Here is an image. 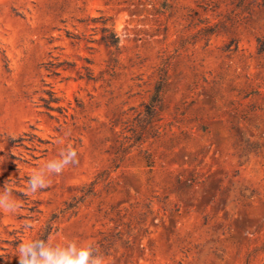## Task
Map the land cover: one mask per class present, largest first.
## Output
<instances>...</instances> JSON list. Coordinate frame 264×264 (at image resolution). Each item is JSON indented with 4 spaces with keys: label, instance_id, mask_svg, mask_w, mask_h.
I'll return each instance as SVG.
<instances>
[{
    "label": "rangeland",
    "instance_id": "1",
    "mask_svg": "<svg viewBox=\"0 0 264 264\" xmlns=\"http://www.w3.org/2000/svg\"><path fill=\"white\" fill-rule=\"evenodd\" d=\"M6 187L0 264L47 226L105 264H264V0H0Z\"/></svg>",
    "mask_w": 264,
    "mask_h": 264
},
{
    "label": "clouds",
    "instance_id": "2",
    "mask_svg": "<svg viewBox=\"0 0 264 264\" xmlns=\"http://www.w3.org/2000/svg\"><path fill=\"white\" fill-rule=\"evenodd\" d=\"M78 164V153L74 148L69 146L62 149L58 159L48 162L43 169L30 176L27 181L26 194H35L39 189L48 187L49 182L45 178L47 174H61L68 166ZM19 207L12 197L10 187H6L3 192H0V211L15 213ZM38 243H43V241L34 240L19 245V264H105L104 257L98 249L97 255H91L93 251L91 245L77 251L73 243L67 250H60L58 254L45 245L37 254L35 245ZM28 253H31V258H28Z\"/></svg>",
    "mask_w": 264,
    "mask_h": 264
},
{
    "label": "trees",
    "instance_id": "3",
    "mask_svg": "<svg viewBox=\"0 0 264 264\" xmlns=\"http://www.w3.org/2000/svg\"><path fill=\"white\" fill-rule=\"evenodd\" d=\"M101 30L103 33L102 41L107 46L118 47L119 42H120V38L117 35V33L114 31L113 27H111V26L109 27L106 24H104V26L101 28ZM44 103H45V105H48L47 100H44ZM153 103H154L153 106H156V107H158V105L160 104V100L158 99V94H156L153 97ZM151 113L153 114L152 110H151ZM33 135L35 136V134L32 131H28V132L24 133L23 135L19 136L18 138L14 139L11 142V147L24 146L27 148L28 146L25 143V141H27V140L29 141L31 138L34 137ZM51 234H52V228L50 226H47L44 231L39 233L36 240H41V241H43V243H38L35 245V251L37 252V254H39V251L41 248H43L45 245L48 244V241H49ZM28 258H31V253H28Z\"/></svg>",
    "mask_w": 264,
    "mask_h": 264
}]
</instances>
